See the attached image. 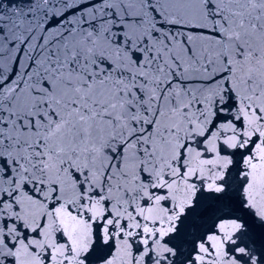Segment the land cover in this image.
<instances>
[{
	"label": "snow or ice",
	"instance_id": "snow-or-ice-1",
	"mask_svg": "<svg viewBox=\"0 0 264 264\" xmlns=\"http://www.w3.org/2000/svg\"><path fill=\"white\" fill-rule=\"evenodd\" d=\"M0 264H264V0H0Z\"/></svg>",
	"mask_w": 264,
	"mask_h": 264
}]
</instances>
